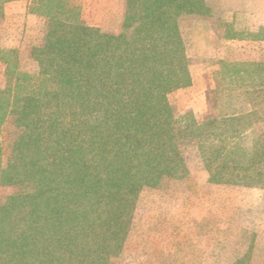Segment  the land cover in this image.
<instances>
[{
	"label": "trees",
	"instance_id": "16d2710c",
	"mask_svg": "<svg viewBox=\"0 0 264 264\" xmlns=\"http://www.w3.org/2000/svg\"><path fill=\"white\" fill-rule=\"evenodd\" d=\"M23 1L49 24L33 73L0 47V129L19 128L5 164L0 147V186H31L0 202V264H108L140 190L186 175L178 138L198 139L210 183L264 189V62L220 61L201 120L178 122L168 104L191 83L178 21L203 15L204 0H126L116 34L71 2Z\"/></svg>",
	"mask_w": 264,
	"mask_h": 264
},
{
	"label": "rangeland",
	"instance_id": "374dc122",
	"mask_svg": "<svg viewBox=\"0 0 264 264\" xmlns=\"http://www.w3.org/2000/svg\"><path fill=\"white\" fill-rule=\"evenodd\" d=\"M66 4L73 3L74 6L79 10L80 19L84 21L88 26L99 28L103 32L116 34L119 32L118 22L121 18V11L119 9L120 0H64ZM212 2V0H204L206 12L203 15H208V21L213 20L217 15V10L212 11L211 9L207 11L206 3ZM216 3L221 4L222 15L224 18L228 19L233 17L235 13L239 21L247 19V16L251 14L248 8H253L252 10H257L260 8V4L257 0H216ZM118 7V10L112 9ZM230 7V9H229ZM33 5L27 1H11L7 2L3 6V19L0 21V47L3 49H14L19 55V65L23 71L32 72L36 69V64L33 60L35 50L42 45L43 40L46 35L47 27L49 24V18L41 13L32 11ZM219 9V8H218ZM257 12V11H256ZM253 13V12H252ZM255 13V12H254ZM211 14V15H210ZM247 15V16H246ZM186 16V15H184ZM124 17V15H123ZM181 18V17H180ZM188 18V17H187ZM179 24L178 21V31L182 39V35L187 38L189 33L190 22L186 19ZM99 26V27H96ZM239 30L242 27L238 26ZM245 36V35H243ZM187 40V39H186ZM183 41V40H182ZM187 42V41H186ZM184 44V42H183ZM185 54L187 56L189 68L195 76L198 77L199 73L205 69L206 74L203 76L201 73V84L205 89V96L207 99L206 110L194 114L190 110H185L184 107L187 104L186 99L189 94L183 92L182 89L189 87H183L170 92L167 96L168 104L171 108L173 118L176 121H180L181 118L188 112L192 113L197 119L201 120L203 116L207 113L215 111L216 102L212 96V91L216 87V72L219 68V60L217 61V66L214 68L213 59L204 61L200 58L191 46L184 44ZM238 53L235 58L227 59V63H249V62H264V51L263 58L256 59V55L259 56L261 49L255 47L254 44L242 43L237 45ZM242 50L243 53H239ZM206 65V66H205ZM213 66V67H212ZM195 72V73H194ZM190 74V71H189ZM5 87V77H4V67L0 64V88ZM201 88V87H200ZM181 90V92H178ZM201 92V91H198ZM195 95V94H194ZM201 98L203 93L200 94ZM197 98V97H196ZM199 100V98H198ZM209 104V106H208ZM211 108L210 110L208 109ZM177 125V124H176ZM255 132L257 134H262L263 144H264V121L255 126ZM19 133V128L15 125L13 120L9 118L5 124L0 129V147L2 149V163L5 164L10 142ZM176 145L179 154L182 157L184 166L187 170L186 175L181 179L164 177L158 184L154 187H143L134 204V209L131 212L129 228L125 236L121 251L116 255L109 258L108 264H212L213 262H220L222 264L234 262V258L229 255L235 256L237 259L235 262H250V260L244 259L245 257V246L243 244L231 242L234 236L230 232L229 227L226 223L228 219L222 220L225 224L220 227V229H214L211 226L203 225L202 223H197L189 227L187 232L190 239H204V243H193L187 242L182 244H167L164 243L166 237L161 230L155 234V227L164 226V221H157L155 224V211L158 210L160 214H165L164 197L176 195L175 191L185 190L189 192L190 202H194V191L201 190L202 187H198L199 183H194L192 180H203L204 182L210 183L208 180V173L204 168L202 158L200 155L198 147V139L195 137H182L176 140ZM212 184V183H210ZM220 186H232V187H242V188H254V187H243L228 184H214ZM258 188V187H255ZM262 189V188H259ZM31 191L30 185H19L14 187H2L0 186V202L4 200L6 196L13 194H25ZM157 192V195H156ZM193 193V195H192ZM203 198V203L199 205L190 204V210L194 209L202 213L208 206L205 205V200L209 201V198ZM177 199V198H176ZM160 201V203H159ZM184 201V200H183ZM157 202V203H156ZM180 204V202H177ZM157 205V206H156ZM221 210L227 209L222 204ZM156 209V210H155ZM236 222V219H235ZM238 222V221H237ZM237 229V226H233V232ZM163 230V227H162ZM162 235L160 234V232ZM220 232V243H211L207 240L213 239L212 233ZM216 238V236H215ZM166 246H169L168 250H165ZM217 250H212V248ZM182 248V251H181ZM200 250V251H198ZM198 251V252H197ZM182 255L183 260L180 257ZM213 255H220L219 259H212ZM203 256V257H201ZM185 258V259H184ZM217 258V257H214Z\"/></svg>",
	"mask_w": 264,
	"mask_h": 264
},
{
	"label": "crops",
	"instance_id": "0c3cea01",
	"mask_svg": "<svg viewBox=\"0 0 264 264\" xmlns=\"http://www.w3.org/2000/svg\"><path fill=\"white\" fill-rule=\"evenodd\" d=\"M257 1L260 4V8L255 11L252 10V7L248 8L251 14L248 16L246 15L247 19H244L243 21H239L238 19L240 18L237 17L235 13H232L234 14L233 17L228 19L224 18L222 15L221 4L218 5L216 0H212L211 3H206L207 11L211 9V14H213L212 11L216 12L217 10V16L213 18V20L208 21L207 16H209V14L207 16H182L179 19V24L184 21V17H188L186 21L190 22V28L188 30L189 33L186 38L187 40L182 35L184 44H186V46L190 45L193 49L192 51H195V53H197V55L204 61L210 59L215 60L213 69L217 66V61H226L227 59L230 60L235 58L233 56H236L238 53L237 45H241L242 43H250L254 44L255 47H259L261 49V53L259 56L256 55V59L257 57L263 58V55L261 54H263L264 51V0ZM120 4L122 5H119V9L121 11V18L118 22L119 28L123 21L126 0H120ZM112 9L118 10V7L116 6ZM238 26L242 27V30H239ZM239 51V53L244 52L242 50ZM189 71L192 77V83L189 87L182 89L183 92L189 94L186 99L187 104L184 109L190 110L194 114H198L206 110L207 99L200 77L201 73L204 76L206 72L204 69L199 73L200 76L198 75L197 77L195 76L196 74L193 76V72L190 68ZM178 92H181V90H178ZM202 93L203 97L201 98L200 94ZM208 109L210 110L211 108L208 107ZM192 182L199 183L196 186L202 187L201 190L198 189L193 192L195 195L193 198L194 202L189 201V192L181 189L175 191L176 195L170 197H167L168 195H166L164 197L165 207L167 208V211L165 210V214H160L161 212L155 209V224H158L157 221H164V226H162L163 230L162 227L156 225L155 234L158 233V230L164 232L163 234L168 236L164 240V243L171 245L187 242L204 243V239L202 240L198 238V240H196L189 238L187 234L189 227L196 225L197 223H202L204 226H211L214 229L219 230L220 227L222 228L225 224L222 220L228 219L229 221L226 225L229 227L230 232L234 236V239H231L230 241L235 244L244 243V245H246L244 248L246 251L244 259L250 260V262H235V260L242 258H235V256L238 255H229L231 258L235 259L234 262L224 264H264V189L220 186L207 183V181L204 182L203 180H192ZM204 196L209 198V201L205 200L206 207L207 205L210 206H208V208H206L202 213L194 209L190 210L189 203H191V205H193V203L195 205H199L204 202L203 199H200ZM177 202H180V204ZM222 204L224 206H228L226 207V210H221L220 206H222ZM233 226H237V229L235 228L234 232ZM161 232L160 234L162 235ZM220 234V232H213V239H209L207 241L211 243H220ZM168 249L169 246H166L165 250ZM212 250L217 249L213 247ZM176 257H180V259L183 260L182 255ZM219 257L220 255H213L212 259H219ZM212 264L222 263L213 262Z\"/></svg>",
	"mask_w": 264,
	"mask_h": 264
}]
</instances>
